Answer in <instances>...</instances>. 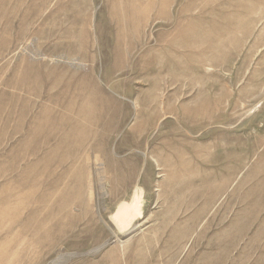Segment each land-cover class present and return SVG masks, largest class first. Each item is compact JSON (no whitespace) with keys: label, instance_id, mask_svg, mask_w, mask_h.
<instances>
[{"label":"rangeland","instance_id":"374dc122","mask_svg":"<svg viewBox=\"0 0 264 264\" xmlns=\"http://www.w3.org/2000/svg\"><path fill=\"white\" fill-rule=\"evenodd\" d=\"M53 263L264 264V0H0V264Z\"/></svg>","mask_w":264,"mask_h":264},{"label":"bare ground","instance_id":"6f19581e","mask_svg":"<svg viewBox=\"0 0 264 264\" xmlns=\"http://www.w3.org/2000/svg\"><path fill=\"white\" fill-rule=\"evenodd\" d=\"M79 199H83V196H82L81 192L79 193ZM127 223H130V221L128 220ZM102 247H104V245L95 248V250H100ZM42 259H43V258H40V260H42ZM57 261H58V260H54L53 262H57ZM53 264H54V263H53Z\"/></svg>","mask_w":264,"mask_h":264}]
</instances>
